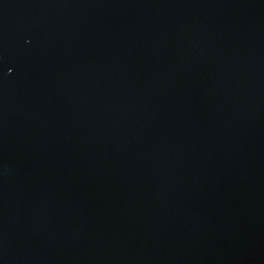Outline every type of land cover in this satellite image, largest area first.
<instances>
[{
  "label": "water",
  "instance_id": "1",
  "mask_svg": "<svg viewBox=\"0 0 264 264\" xmlns=\"http://www.w3.org/2000/svg\"><path fill=\"white\" fill-rule=\"evenodd\" d=\"M0 264H264V0H0Z\"/></svg>",
  "mask_w": 264,
  "mask_h": 264
}]
</instances>
